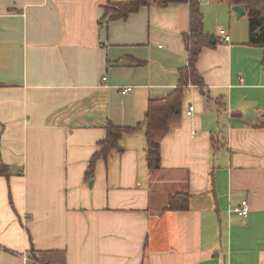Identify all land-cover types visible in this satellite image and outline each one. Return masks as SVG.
I'll return each mask as SVG.
<instances>
[{"label":"crops","instance_id":"1","mask_svg":"<svg viewBox=\"0 0 264 264\" xmlns=\"http://www.w3.org/2000/svg\"><path fill=\"white\" fill-rule=\"evenodd\" d=\"M108 1L0 0V264H264L263 48L249 26L210 22L234 6L200 0L218 43L201 50L204 91L189 84L151 172L144 122L189 63L190 4L108 22ZM108 122L143 126L87 179ZM177 192L189 210L162 212Z\"/></svg>","mask_w":264,"mask_h":264},{"label":"trees","instance_id":"2","mask_svg":"<svg viewBox=\"0 0 264 264\" xmlns=\"http://www.w3.org/2000/svg\"><path fill=\"white\" fill-rule=\"evenodd\" d=\"M229 5H241L246 10L249 21L248 45L261 47L264 50V0H225ZM190 4V31L184 35L185 47L189 63L179 70L180 79L177 88L164 98L152 99L149 102L148 115L144 122L146 134V159L151 172L161 168V136L170 130V123L180 119L183 108V99L189 84L197 85L204 91L205 83L197 70V60L204 47H216L218 42L211 43L209 34L205 31L204 15L200 0H109L104 5L103 19L108 22L127 19L131 14L138 12L142 7L161 6L171 4ZM264 63V55H263ZM143 124L136 127L117 126L108 122L107 134L98 142L99 149L93 155L86 170L85 177L92 179L95 175L96 163L100 158L108 159L111 152L120 149V142L125 134L141 129ZM0 175L9 176L10 167L0 164ZM192 194L177 192L172 194L163 211L189 210Z\"/></svg>","mask_w":264,"mask_h":264},{"label":"rangeland","instance_id":"3","mask_svg":"<svg viewBox=\"0 0 264 264\" xmlns=\"http://www.w3.org/2000/svg\"><path fill=\"white\" fill-rule=\"evenodd\" d=\"M217 14H211L210 16V22L212 21V24L218 23V25H222L225 27L227 30L230 28L231 31H236L239 34L242 32V28L244 27V31L248 28L249 26V21L247 15L242 17V18H237L236 14L232 17V20L230 21L227 19V17H220L219 21L217 20ZM215 31V30H214ZM215 33V32H213Z\"/></svg>","mask_w":264,"mask_h":264},{"label":"built area","instance_id":"4","mask_svg":"<svg viewBox=\"0 0 264 264\" xmlns=\"http://www.w3.org/2000/svg\"><path fill=\"white\" fill-rule=\"evenodd\" d=\"M220 34L225 38V41L230 40V36L227 34L226 30L221 29ZM103 79L106 80L107 78L104 77ZM131 90H132V86H126V87L121 88V92L124 94ZM193 111H194V106L191 105L189 107V110L187 111V115H192ZM249 210H250L249 203L247 199L243 200L241 206L236 208V211L242 216H247L249 214Z\"/></svg>","mask_w":264,"mask_h":264},{"label":"water","instance_id":"5","mask_svg":"<svg viewBox=\"0 0 264 264\" xmlns=\"http://www.w3.org/2000/svg\"><path fill=\"white\" fill-rule=\"evenodd\" d=\"M234 10H235V12H236V16H237V18H241L243 15H245L246 14V10H245V8L243 7V6H241V5H236V6H234ZM209 41L211 42V43H215V41H216V39H215V36L213 35V34H211L210 36H209ZM253 111L252 110H247L246 111V118L247 119H253Z\"/></svg>","mask_w":264,"mask_h":264}]
</instances>
